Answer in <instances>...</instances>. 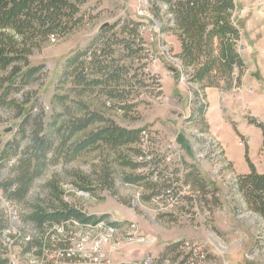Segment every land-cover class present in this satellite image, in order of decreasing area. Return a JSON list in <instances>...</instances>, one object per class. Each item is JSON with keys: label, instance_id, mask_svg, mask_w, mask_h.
Masks as SVG:
<instances>
[{"label": "rangeland", "instance_id": "1", "mask_svg": "<svg viewBox=\"0 0 264 264\" xmlns=\"http://www.w3.org/2000/svg\"><path fill=\"white\" fill-rule=\"evenodd\" d=\"M236 2L238 12L235 23L242 30L239 45L247 61V70L250 68L248 75L252 79L248 89L255 88L262 92L263 96L255 102L254 110L264 114V0ZM166 10L167 6L158 0H84L79 4V11L74 14V18L78 20L75 26L64 34L56 31V42L50 38L40 48H33L29 56L30 64H44L37 79L24 87L15 84L10 97L16 103L0 108V171L7 170L10 175L18 174L16 164L9 166L8 163L20 155V151L30 143L33 132L39 128L40 118L43 123L42 134L52 137L54 141V147L48 155L47 167L34 181L25 200L19 202L25 209L40 205L53 211L66 203L64 197L68 195L87 214L96 217L108 215L106 219L116 222L120 229L117 240L121 248L113 256L115 261L126 251L141 253L146 247H156L157 227L161 218L166 216L157 214V205L148 199H141V206L131 202L136 188L125 184L124 178L130 175L134 177V162L131 158L136 152L137 142L116 149L99 144L73 155L76 145L103 123L95 122L70 138L66 129H58L86 113L95 112L125 128L141 130L155 128L156 122L161 127L168 114L174 122L173 131L165 134L160 128H155L157 132L168 140L175 139L179 129L184 130L199 160L200 149H206V142H213V137H217L209 130L204 131V123L200 117L190 120L189 116L180 122L177 115H170L172 109L181 112L195 108V91L200 93L198 105L205 103L207 99L204 92L199 90L200 84L191 80V69L190 72L189 69H183L181 61L171 58L177 57L176 54L179 53L175 47L178 39L173 31L168 30L171 15ZM80 51L97 55L94 64L90 63L87 56L79 60L80 65L82 61L85 63L76 69L89 76L82 84H78L71 74L77 65L71 67L65 75L68 60ZM106 72L114 74L115 77L105 78ZM166 76L174 78L172 88L180 96L179 99L169 98L164 94L162 78ZM2 83L5 82L1 81L0 86ZM7 85L8 82L4 84L5 87ZM18 87L20 89L16 90ZM221 87L226 88L223 82ZM244 90L241 85L234 88L233 92L242 94ZM181 91L186 98H181ZM244 113L246 118L252 117L247 111ZM215 149L218 167L222 169L214 174L213 162L200 159V162L209 164L211 180L202 177L203 183L200 184L208 186L206 188L196 184L191 176L195 187L202 191V197L189 198L186 205L199 209L205 223L213 221L215 208L225 204L232 208L235 215L244 216L242 218L247 221V226L255 228L260 235L251 249L244 248L247 251L245 257L257 264H264L262 250L255 259L248 258L253 248H261V241H264L263 222L260 224L247 204L244 208L246 199L239 191L237 178L234 181L228 176V163L224 159L222 146H216ZM262 149L264 150V143ZM3 150H7V156L2 154ZM262 154L264 155L263 152ZM10 157L13 158L9 159ZM185 164L192 171L191 164ZM105 179H111V182L104 183ZM146 185L148 189L151 188L149 183ZM75 188L89 189L91 197L87 194L77 197L72 191ZM217 190L220 192L218 196L214 195ZM207 211L209 214H205ZM198 217H191V221ZM172 219L175 218L171 217L169 221ZM211 229L216 233L210 237L213 240L212 247L224 245L225 241L228 246L224 248V254H227L224 257L229 259L231 252H228L232 251L231 240L215 229L214 225ZM171 248L176 246L171 245L167 251ZM146 251L145 257L152 255ZM245 257L236 255L232 260L248 264ZM220 259L224 262L223 257Z\"/></svg>", "mask_w": 264, "mask_h": 264}, {"label": "trees", "instance_id": "2", "mask_svg": "<svg viewBox=\"0 0 264 264\" xmlns=\"http://www.w3.org/2000/svg\"><path fill=\"white\" fill-rule=\"evenodd\" d=\"M83 2L84 0H0V74H2L0 82H5L0 86V108L16 103L10 97L11 90L16 87L15 84L24 87L37 79L44 64L36 66L30 64L29 56L33 48H40L47 39L56 36V31L64 34L75 26L78 20L74 18V14L79 11V4ZM158 2L167 6L166 11L171 15L168 30L174 32L181 44L180 52L176 56L180 58L183 69H189V72L191 69L190 78L193 82L200 84L199 90L204 92L208 86L221 87V82L227 89L241 86L242 77L247 70V61L239 45L242 30L235 23L238 12L236 0H158ZM157 9L160 10V7L157 6ZM86 56L91 64L96 63V53L80 51L68 60L65 70L67 75L70 68L77 65L71 74L78 84L86 82L89 78L86 72H78L76 69L81 68V65L85 63L82 61L80 65L79 60ZM105 76L109 79L115 77L109 72H106ZM7 82L8 85L5 87L4 84ZM194 93L197 97L195 101L197 105L192 109L190 120L200 117L204 123V131L208 132V124L204 117L208 103L206 101L198 105L200 93L197 91ZM248 119L261 127L264 133V122L255 117ZM95 122H101L103 125L79 142L73 155L99 144L116 149L135 143L146 129H128L93 112L86 113L67 126L62 125L58 131L66 129L70 138ZM42 129L43 123L40 118L39 128L33 132L30 143L16 157L18 174L9 177L3 184L6 190L15 187L9 195L18 201L25 200L34 181L44 172L48 164V155L54 147L53 138L42 134ZM239 136L245 141L242 134L239 133ZM245 143L251 172L237 176L238 188L246 199L247 207L264 218V173H259L251 162L248 144L246 141ZM2 154L7 156V150H3ZM11 158L13 157L9 159ZM132 160L133 166H138V160ZM191 176L196 184L203 183L198 170L194 167L189 178ZM124 179L128 182H136L140 180V177L130 175ZM107 181L111 182V179H105L104 183ZM32 210L31 218L40 223L69 218L95 223L108 216L96 217L93 214H87L77 205L69 203L53 211H48L40 205H34ZM113 224L117 225L116 222ZM172 245L177 247V242ZM131 264H142V260Z\"/></svg>", "mask_w": 264, "mask_h": 264}, {"label": "built area", "instance_id": "3", "mask_svg": "<svg viewBox=\"0 0 264 264\" xmlns=\"http://www.w3.org/2000/svg\"><path fill=\"white\" fill-rule=\"evenodd\" d=\"M50 40L56 42V36ZM171 58L175 60V57ZM215 146L222 144L213 137V142H206V149H200L198 154L199 160L213 162L214 174L222 169L218 167ZM131 159H138L133 174L140 180H124V183L136 188L131 199L134 205L141 206V199H148L157 205V214L161 215L173 213L189 198L202 197V191L189 178L192 171L185 164L182 147L177 141L161 137L157 129L147 127L146 134L138 137L136 152ZM16 163L15 157L8 164L13 166ZM11 176L7 170L0 171V257L6 258V264H117L113 256L120 252L121 245L117 240L120 229L108 228L107 220L88 223L69 218L37 222L31 218L32 208L25 209L21 202L9 195L15 187L6 190L3 186ZM146 183L151 185L150 189ZM72 191L79 198L82 194H90L91 197L89 189L75 188ZM64 198L66 203L74 205L71 197L65 195ZM192 211L182 213L178 219L191 221V217L199 216V209L193 208ZM41 231H50L49 250L32 255L35 232ZM211 243L213 240L209 238H185L177 241V247L169 249L166 254L146 256L142 264H205L213 252L223 257L228 244L224 241V245L213 248ZM258 250L259 247H254L248 258L255 259ZM223 264H228V261L224 260Z\"/></svg>", "mask_w": 264, "mask_h": 264}, {"label": "crops", "instance_id": "4", "mask_svg": "<svg viewBox=\"0 0 264 264\" xmlns=\"http://www.w3.org/2000/svg\"><path fill=\"white\" fill-rule=\"evenodd\" d=\"M175 47L176 52H180L181 44L178 40L175 43ZM249 72L250 68L243 76L242 86L245 90L242 94L234 93L233 89L214 86H208L204 90L208 103L204 115L205 122L208 124L209 132L215 135L223 146V156L228 163L226 170L228 176L234 181L238 175L251 172V167L246 157L247 146L245 141L248 144V155L251 162L255 165L259 173H264V155L261 150L264 143V133L262 128L255 123H251L244 113L247 111L250 116L264 122V114H259L254 110L255 102H257L263 94L258 89H248V87H251L250 85L252 83L251 76L248 75ZM162 82L164 84V94L167 95V97H172L174 99L178 97L180 98L178 93L172 88V83H174V78L172 76H166V78L163 77ZM257 82L261 83L262 81L257 80ZM181 92L183 93V91ZM181 98H186V95L183 93ZM191 114L192 110L189 108L188 110L184 109L181 112H177L175 109L170 111V115H177L181 120L180 122H182L183 119L188 118ZM172 120V117H169L168 114H166V119H164L163 124H161L162 126L158 127L156 122L154 127L160 128L161 132H164L165 134H169L174 128V122H172ZM241 122H243L242 126ZM238 132L243 135L245 141L241 139ZM168 140L177 141L178 145L182 147L184 161L190 163L192 167L196 168L199 171L201 178L204 177L205 179L211 180L209 179L211 178L209 164L205 161L200 162L197 159L195 148L191 141L186 137L184 130L179 129L176 138H169ZM210 182L212 183V181ZM219 194V190L214 193V195L217 196ZM243 206L246 208L245 202L243 203ZM191 209L190 206L185 204L173 213L166 214V216L161 218L162 220L160 219V225L157 227L158 242L156 247L150 249H147L146 247L141 253L126 251L116 258V263L131 264L137 262V260H142L145 258L146 250L152 255H157L158 253L162 254L166 252L168 247L173 243L185 238L196 240L210 238L213 234H216L211 229L214 225L215 229L222 232L226 238L231 240L230 248H232V251L228 252H231L229 254V259L224 257L227 254L223 255V259L228 261V264H240L236 260L233 261L232 257L236 255H244L245 257L247 251L245 252L244 248L249 247L251 249L260 237V235H258L259 232H256L255 228L247 226V221L242 218L244 216L235 215L232 208L226 204L223 207L218 206L215 208L214 219L209 223H205L202 214H199L198 219L194 221H181L178 219L182 213L188 212ZM171 214L175 215L172 216ZM253 216H256L255 218L259 219L260 224H262V222L264 223V218L261 214L253 211ZM171 217L175 219L169 221ZM236 242L242 243L241 245H238ZM245 259L247 258L245 257ZM221 261L219 255L213 252L210 254L205 264H223V261ZM247 261L249 260L247 259ZM248 264L257 263L255 261H249Z\"/></svg>", "mask_w": 264, "mask_h": 264}, {"label": "bare ground", "instance_id": "5", "mask_svg": "<svg viewBox=\"0 0 264 264\" xmlns=\"http://www.w3.org/2000/svg\"><path fill=\"white\" fill-rule=\"evenodd\" d=\"M178 61H180L177 57H175ZM146 134V129L143 130L142 135ZM211 138V137H210ZM209 142V141H208ZM204 144V143H203ZM203 146V145H202ZM216 147V146H215ZM219 147V146H217ZM217 149H215V154ZM221 152V150H220ZM223 153V152H222ZM219 155V154H218ZM223 159V158H222ZM138 160V159H136ZM218 160V159H217ZM90 196V194H87ZM107 220V219H104ZM102 222V220L98 221ZM264 225V223H263ZM107 226L110 229H118L119 226L114 225L113 222L107 220ZM263 237H264V228H263ZM211 240V238H210ZM49 241H50V231H41V232H35V238L32 245V255H40L43 250H49ZM41 243V244H40ZM221 245V244H220ZM263 246V247H262ZM264 252V241H261V248H259L258 253L260 251ZM0 264H6V258L0 257Z\"/></svg>", "mask_w": 264, "mask_h": 264}, {"label": "water", "instance_id": "6", "mask_svg": "<svg viewBox=\"0 0 264 264\" xmlns=\"http://www.w3.org/2000/svg\"><path fill=\"white\" fill-rule=\"evenodd\" d=\"M175 71V69H173Z\"/></svg>", "mask_w": 264, "mask_h": 264}]
</instances>
